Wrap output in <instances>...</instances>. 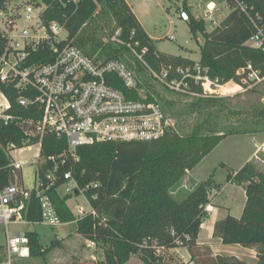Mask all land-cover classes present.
Masks as SVG:
<instances>
[{
	"label": "trees",
	"instance_id": "obj_1",
	"mask_svg": "<svg viewBox=\"0 0 264 264\" xmlns=\"http://www.w3.org/2000/svg\"><path fill=\"white\" fill-rule=\"evenodd\" d=\"M103 2L112 10L122 37L128 38L133 30L134 38L147 48L145 60L151 67L193 62L180 55L160 52L125 0H79L65 6L54 4L48 17L64 22L68 33L65 42L72 41L86 55L96 60L124 58L138 72L142 85L156 94L166 113L176 119V123L191 115L195 116V121L183 133L174 126L152 141H106L77 146L76 160L70 154L56 158L57 170L50 177L46 173L47 169L53 168V162L48 161L39 166V178L60 222L75 221L77 233L103 247L104 259L99 264H126L131 256H137L140 264H160L159 252L178 245L184 246L190 253V261L198 264L195 252L201 248L211 250L208 244H199L197 239L207 216L206 206L212 205L209 195L212 174L196 183L182 200L176 199L172 188L224 137L264 131V104L249 105L250 109H247L231 106L229 99L224 97H198L182 103L160 95L149 82L144 67L125 57V47L95 41V31L88 32L85 40L76 37L82 27L94 18L97 4ZM251 2L264 24V0ZM184 8L188 10L185 2ZM188 24L195 39L197 32L203 35L199 62L213 75L223 81L230 80L236 77L235 71L247 62L264 70V52L244 44L254 32L244 14L231 10L209 32L205 21L192 15ZM115 81L116 87L137 98V94L126 90L119 79ZM3 92L11 103L7 112L15 119L9 124L0 122L1 185L9 183L12 178L5 147L9 144L16 147L33 144L37 136L33 134L32 120L40 116L35 105L23 107L18 104L19 91L3 88ZM65 148L64 139L48 134L42 140L40 153L42 156H58ZM254 162L255 158L248 160L239 170L227 174V181L243 186L246 200L239 217L227 214L214 222L212 235L222 244L256 249V264H264V173ZM69 170L80 187L89 185L83 193L94 213L88 211L76 217L66 204L70 195H59L57 188L64 182L63 174ZM24 218L31 223L42 221L39 200L34 193L27 201ZM24 234L29 239L30 257L42 258L50 246L43 248L35 231ZM56 243L54 240L51 244ZM3 256L0 245V261ZM213 262L248 264L234 255L222 254L215 255Z\"/></svg>",
	"mask_w": 264,
	"mask_h": 264
},
{
	"label": "built area",
	"instance_id": "obj_2",
	"mask_svg": "<svg viewBox=\"0 0 264 264\" xmlns=\"http://www.w3.org/2000/svg\"><path fill=\"white\" fill-rule=\"evenodd\" d=\"M78 1L3 0L0 4V122L9 124L15 119L7 112L11 103L3 88L20 92L17 97L19 105H35L40 111L39 118L32 120L37 140L23 147L13 144L5 147L12 178L9 183L0 184V226L4 236V256L0 264H13L15 258L30 257L28 237L19 229L11 231L9 225L27 222L24 211L31 193L39 200L41 222L51 226L61 224L39 178V166L53 162V168L47 169L46 173L50 177L57 170L56 158L70 154L77 159V146L106 141H152L175 126L156 94L142 85L138 72L124 58L96 60L72 42L59 37L60 32L66 30L65 23L49 19L51 7ZM224 1L230 11L237 10L247 16L254 28L244 44L264 52V24L260 13L254 11L252 0ZM220 10L219 3L209 0L201 18H195L214 23ZM179 17L189 21L190 14L182 9ZM134 35L132 30L125 39L121 28L117 27L109 35L108 42L125 47L133 59L144 65L156 83L173 94L191 99L220 97L249 91L264 82V70L251 62L238 68L236 77L227 81L213 75L199 60L153 68L145 60L147 48L141 46ZM168 37L175 39L173 34ZM114 78L119 79L126 90L135 92L137 98L116 87ZM48 134L64 139L66 143V148L58 156H42L40 153L42 140ZM30 146L37 147L34 156L12 157L13 151L24 147L29 149ZM261 148L264 149V144ZM26 162L36 165L35 184L31 189L24 187L22 176L18 174ZM63 178L61 185H64L66 194L83 192L89 187H80L71 170L65 172ZM210 209L211 205H207L206 210ZM88 211L94 213L91 207ZM87 244L96 245L91 240H87Z\"/></svg>",
	"mask_w": 264,
	"mask_h": 264
},
{
	"label": "rangeland",
	"instance_id": "obj_3",
	"mask_svg": "<svg viewBox=\"0 0 264 264\" xmlns=\"http://www.w3.org/2000/svg\"><path fill=\"white\" fill-rule=\"evenodd\" d=\"M134 11L139 22L149 34L153 37L155 46L160 52L180 55L192 60H199L200 46L203 43V35L200 32L196 33V40L190 31L188 21H183L179 17V11L184 9L193 17H200L203 13L204 6L209 0H125ZM219 3L221 10L216 14L215 22L206 23V31L213 30L230 12L224 0H212ZM221 1V2H220ZM186 3L188 10L184 8ZM94 18L88 21L76 36L79 39L85 40L88 32L94 34L95 41H101L104 44L108 42L109 35L117 28L115 16L112 13L109 5L106 2L97 4V10L94 12ZM95 20V21H94ZM94 21V22H93ZM173 34L175 39H169V35ZM67 30L60 32L59 37L67 39ZM72 42V41H70ZM88 46V45H87ZM124 55L131 62L137 61L142 67L144 65L129 53L126 49ZM132 58V59H131ZM149 82L157 89L160 95H165L167 99H174L182 103L191 101V98L183 97L166 90L161 85L156 83L147 72ZM140 76V75H139ZM254 89V91H252ZM251 90L244 92H235L233 94L222 95L217 98H228L230 105L233 107L249 108V105L264 104V82L257 85ZM198 98V97H196ZM215 98V97H214ZM173 119V118H172ZM176 123V119H173ZM235 120V119H231ZM195 121V116H187L175 124L177 130L181 133L187 131ZM178 125V126H177ZM258 133V134H257ZM264 140V131L256 133H240L231 134L224 137L200 162L194 167L190 173L191 178L184 176L173 188V195L177 200H182L191 188L198 182L208 178L212 174V186L209 190L211 203L217 207H221V196H225L227 204L230 208V214L240 216L242 207L246 200V195L243 186L234 183H229L226 176L230 171H237L246 162V158L253 153L257 148V157L255 164L257 168L264 173V149L261 148V143ZM264 144V143H263ZM36 146H30L29 149L24 147L20 151H13L12 157L28 158L35 155ZM36 165L32 163H24L18 174H21L24 187L31 189L35 184ZM220 188L224 193L218 194ZM60 196L66 195L64 185L57 188ZM70 198L66 204L76 217H79L90 209L88 199L81 191L67 193ZM212 210H207V213ZM216 212L209 213L201 224L199 231L200 241L215 239L212 235L213 222L217 217ZM9 229L20 230L22 233L26 231H35L43 248H48L47 253L41 257H29L26 259L15 258L13 264H99L104 259L103 247L96 244L94 247L88 246L87 240L77 233L75 221L61 223L56 226H51L43 222L34 223H14L9 225ZM57 237H60L57 238ZM57 241L52 245V241ZM4 243L3 227L0 226V245ZM52 245V246H51ZM217 251L222 255H236L248 264H256V249L246 248L238 244H220ZM195 260L198 264H214L212 250L203 248L195 252ZM90 255V256H89ZM161 257L160 264H181L190 261V253L181 245L176 248L162 250L159 252ZM89 256L90 258L86 257ZM95 257V260L91 259ZM137 256H131L126 264H140Z\"/></svg>",
	"mask_w": 264,
	"mask_h": 264
},
{
	"label": "crops",
	"instance_id": "obj_4",
	"mask_svg": "<svg viewBox=\"0 0 264 264\" xmlns=\"http://www.w3.org/2000/svg\"><path fill=\"white\" fill-rule=\"evenodd\" d=\"M128 4V3H127ZM129 5V4H128ZM129 7H130V5H129ZM131 8V7H130ZM132 10V9H131ZM133 11V10H132ZM133 13H134V11H133ZM135 14V13H134ZM136 16V15H135ZM137 18V17H136ZM138 19V18H137ZM139 21V20H138ZM141 24V23H140ZM143 27V26H142ZM144 29V28H143ZM145 30V29H144ZM146 32V31H145ZM147 33V32H146ZM148 34V33H147ZM149 35V34H148ZM149 37H151V36H149ZM152 39H153V37H151ZM182 57H184V56H182ZM185 58H187V57H185ZM258 134V133H257ZM264 143V140H263V142L261 143V144H263ZM258 148V147H257ZM255 149L254 151H253V153L252 154H250L247 158H246V160L245 161H248V160H251V159H253V158H256L257 157V151H258V149ZM194 168H192L191 170H189V171H187V173H186V176H188L189 178H191V175H190V173L192 172V170H193ZM227 182H229V181H227ZM229 183H231V182H229ZM220 193H224V190L222 189V188H220V191L218 192V194H220ZM221 202H222V204H221V207H217V206H215L214 204H212V210L210 211V212H208L207 213V215L209 214V213H211V212H216V211H218L217 213V217H219V218H217V219H215L214 220V222L216 221V220H218V219H220V218H223L224 216H226L227 214H230V208H229V206H228V202H227V200H226V198H225V196H221ZM244 206V205H243ZM242 209H243V207H242ZM241 212H242V210H241ZM241 215V214H240ZM237 217H239V216H237ZM214 222H213V224H214ZM26 223H31V222H26ZM212 229H213V227H212ZM199 235V234H198ZM57 238H59L60 239V237H57ZM197 242L199 243V244H208L209 246H210V249L213 251V254L215 255V254H220L218 251H217V248L219 247V245L220 244H222L221 242H220V239L219 238H215V239H208V240H205V241H200V239H199V237H198V239H197ZM2 246V248H3V252H4V247H3V244L1 245ZM90 256V255H89ZM89 256H87L86 257V259L87 258H90ZM234 256H236V255H234ZM237 257V256H236ZM91 259L92 260H95V257H93V256H91ZM188 261V259H185V262H187ZM188 264H191V262H189Z\"/></svg>",
	"mask_w": 264,
	"mask_h": 264
}]
</instances>
